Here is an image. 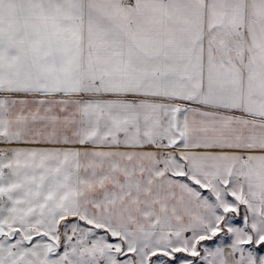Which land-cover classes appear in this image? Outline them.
I'll return each instance as SVG.
<instances>
[{"label": "snow or ice", "instance_id": "1", "mask_svg": "<svg viewBox=\"0 0 264 264\" xmlns=\"http://www.w3.org/2000/svg\"><path fill=\"white\" fill-rule=\"evenodd\" d=\"M0 264H264V0H0Z\"/></svg>", "mask_w": 264, "mask_h": 264}]
</instances>
